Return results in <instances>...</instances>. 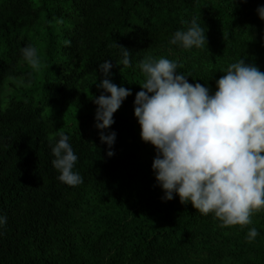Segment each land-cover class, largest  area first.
I'll return each mask as SVG.
<instances>
[{"label":"trees","instance_id":"trees-1","mask_svg":"<svg viewBox=\"0 0 264 264\" xmlns=\"http://www.w3.org/2000/svg\"><path fill=\"white\" fill-rule=\"evenodd\" d=\"M259 7L264 0H0V264H264V210L247 226L221 227L175 193L164 200L156 149L133 114L145 57L176 62L210 95L241 58L264 72ZM193 17L206 45L171 44ZM115 45L131 51V67L116 64ZM25 46L37 49L39 69L23 59ZM105 60L110 81L131 95L98 130L93 101ZM101 131L115 133L111 149ZM61 134L78 158L77 186L52 165ZM251 228L258 235L249 241Z\"/></svg>","mask_w":264,"mask_h":264},{"label":"clouds","instance_id":"clouds-1","mask_svg":"<svg viewBox=\"0 0 264 264\" xmlns=\"http://www.w3.org/2000/svg\"><path fill=\"white\" fill-rule=\"evenodd\" d=\"M257 13L264 20V7ZM197 20L193 17L186 31L177 30L170 43L186 50L205 46V30ZM115 46L121 49L116 64L131 67V51ZM21 52L33 69H39L35 47L25 46ZM178 66L166 58L141 60L138 67L145 79L133 102L141 140L156 149L152 169L163 199L170 201L175 193L181 204L191 203L200 214L214 213L221 227L247 226L254 213L264 210V72L241 58L221 71L224 75L210 95L208 87L189 83ZM112 67L108 60L99 64L104 79L97 87L103 91L93 101L98 130L110 128L113 114L131 95L130 89L110 81ZM68 139L61 134L52 146V165L61 182L77 186L83 180L73 171L78 158ZM100 140L111 149L115 133L101 131ZM6 223L0 217V226ZM257 235L251 228L249 241Z\"/></svg>","mask_w":264,"mask_h":264},{"label":"rangeland","instance_id":"rangeland-1","mask_svg":"<svg viewBox=\"0 0 264 264\" xmlns=\"http://www.w3.org/2000/svg\"><path fill=\"white\" fill-rule=\"evenodd\" d=\"M3 88H4V89H2L3 92L1 91V96H3V93H4L5 90H6V89H5V86H3ZM3 103H4V100L2 99L1 102H0V105L2 106Z\"/></svg>","mask_w":264,"mask_h":264}]
</instances>
